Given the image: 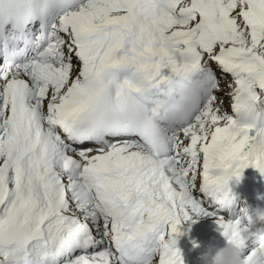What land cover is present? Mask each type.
I'll use <instances>...</instances> for the list:
<instances>
[{
	"label": "snow or ice",
	"instance_id": "obj_1",
	"mask_svg": "<svg viewBox=\"0 0 264 264\" xmlns=\"http://www.w3.org/2000/svg\"><path fill=\"white\" fill-rule=\"evenodd\" d=\"M250 166L264 0H0V264H184L204 216L264 264Z\"/></svg>",
	"mask_w": 264,
	"mask_h": 264
},
{
	"label": "bare ground",
	"instance_id": "obj_2",
	"mask_svg": "<svg viewBox=\"0 0 264 264\" xmlns=\"http://www.w3.org/2000/svg\"><path fill=\"white\" fill-rule=\"evenodd\" d=\"M220 73L217 71V75H219ZM230 76H228L226 79L230 80ZM222 87H225V82L222 81L221 84ZM227 90V89H225ZM220 94V93H218ZM226 103H228L227 98H225V108H226ZM248 170H253V174L251 176V178L255 181L261 182L262 178H261V173L259 172L258 169H255L253 167H248L246 168ZM264 177V175H263ZM197 183H199V181H197ZM241 207H247L249 209V212L252 208H255L257 206H255L253 203L251 202H245L243 201L241 204ZM196 222L193 223L191 220L185 222L184 226H186L187 228L195 231L198 234V242L196 244V248L194 252H190L186 246L184 244H182L179 240H177L181 245H182V249L179 248V245H176V247L180 250L181 255L183 257L184 260V264H198L199 260H200V256L201 254L204 252V250L211 246L213 248H221L225 245L226 241H225V237L222 235V229L219 227V225L215 222V219L212 216H204V217H200V218H195ZM263 223H259L256 224V228L260 229L261 231H264L263 229ZM248 251V249L246 250V252L244 254H246Z\"/></svg>",
	"mask_w": 264,
	"mask_h": 264
},
{
	"label": "clouds",
	"instance_id": "obj_3",
	"mask_svg": "<svg viewBox=\"0 0 264 264\" xmlns=\"http://www.w3.org/2000/svg\"><path fill=\"white\" fill-rule=\"evenodd\" d=\"M250 215L254 224L264 223V208L259 206L252 208ZM198 264H246V262L242 258L240 248L226 240L221 248L207 247L201 254Z\"/></svg>",
	"mask_w": 264,
	"mask_h": 264
},
{
	"label": "rangeland",
	"instance_id": "obj_4",
	"mask_svg": "<svg viewBox=\"0 0 264 264\" xmlns=\"http://www.w3.org/2000/svg\"><path fill=\"white\" fill-rule=\"evenodd\" d=\"M212 67H213L214 70H216V72H217V71L219 72V69H217L216 66H215L214 64L212 65ZM230 80H231V78H230ZM225 89H226V88H225ZM218 95H223V93H220V94H218ZM227 107H228V103H226V108H227ZM184 224H185V222L182 223V225H184ZM194 232H195V231H194ZM174 239L176 240V238H174ZM176 242H177L176 245H179V244H180L177 240H176ZM180 245H181V244H180ZM180 245H179V246H180ZM179 248L182 249V245H181Z\"/></svg>",
	"mask_w": 264,
	"mask_h": 264
},
{
	"label": "water",
	"instance_id": "obj_5",
	"mask_svg": "<svg viewBox=\"0 0 264 264\" xmlns=\"http://www.w3.org/2000/svg\"><path fill=\"white\" fill-rule=\"evenodd\" d=\"M180 232L183 233L182 235H178L180 238H182L183 240L187 241V234L183 231V229L180 228ZM190 247H192V244L190 243Z\"/></svg>",
	"mask_w": 264,
	"mask_h": 264
}]
</instances>
